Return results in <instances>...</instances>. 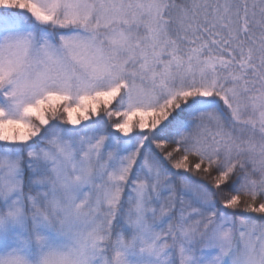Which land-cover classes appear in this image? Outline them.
I'll use <instances>...</instances> for the list:
<instances>
[{
  "label": "rangeland",
  "instance_id": "374dc122",
  "mask_svg": "<svg viewBox=\"0 0 264 264\" xmlns=\"http://www.w3.org/2000/svg\"><path fill=\"white\" fill-rule=\"evenodd\" d=\"M0 9L27 13L0 37V142L30 143L60 106L72 129L96 121L99 129L52 155L50 187L30 208L23 172L14 161L0 166V264H106L100 252L109 239L119 264H264L263 224L233 222L205 190L175 183L149 153L133 174L139 136L172 114L158 110L152 89L169 83L170 66L160 73V57L140 51L137 59L126 46L139 26H153L161 0H0ZM78 24L90 32L67 31ZM187 81L165 105L177 95L216 97L235 123L264 131V106L240 102L232 85ZM120 94L118 111L108 110ZM102 116L116 138L134 136V145L106 144ZM230 137L240 149L241 135ZM116 221L122 228L108 232Z\"/></svg>",
  "mask_w": 264,
  "mask_h": 264
},
{
  "label": "trees",
  "instance_id": "16d2710c",
  "mask_svg": "<svg viewBox=\"0 0 264 264\" xmlns=\"http://www.w3.org/2000/svg\"><path fill=\"white\" fill-rule=\"evenodd\" d=\"M26 15L15 9H0V37L6 31L18 29ZM74 28L90 32L81 24L67 31ZM135 30V40L132 38L126 46L136 58L139 59L140 51L160 57L157 70L162 73L163 67L170 66L174 74L162 89L156 84L152 87H155V106L172 114L164 125L139 136L140 139L144 136V140L133 174L142 166L144 153H149L175 183L185 181L205 190L233 222L264 225L261 127L235 123L230 110L216 97L181 99L177 95L176 103L165 105L166 96L176 93L179 86L186 89L191 86L188 79L199 77L207 85H232L240 102L250 108L264 106V0H161V10L153 26L142 25ZM127 78L131 83L133 79L128 75ZM122 99L120 94L108 110L118 111ZM63 110L65 106L52 111L49 125L38 126V137L30 143L16 146L0 142V166L5 161H14L23 172L22 190L28 208L50 187L52 155L62 146L98 135L99 129L94 128L98 121L72 129ZM103 117L106 144L116 143L120 148L134 145V136L116 138L108 128L109 121ZM231 133L244 139L240 149L232 147ZM216 139L223 141L215 143ZM120 228L116 221L108 232ZM110 241L103 244L101 260L119 264L113 259L114 245Z\"/></svg>",
  "mask_w": 264,
  "mask_h": 264
}]
</instances>
